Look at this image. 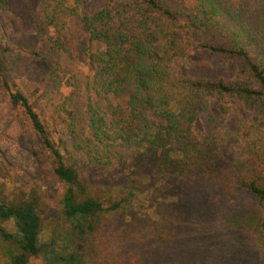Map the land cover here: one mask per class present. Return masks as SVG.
Returning <instances> with one entry per match:
<instances>
[{
  "label": "trees",
  "instance_id": "obj_1",
  "mask_svg": "<svg viewBox=\"0 0 264 264\" xmlns=\"http://www.w3.org/2000/svg\"><path fill=\"white\" fill-rule=\"evenodd\" d=\"M39 2L53 47L68 53L81 25L89 41L79 82L56 83L53 70V92L75 84L78 96L50 94L41 106L9 93L64 184L75 246L66 260L264 264V147L247 140L232 160L210 112L218 101L264 120V0H103L91 14L83 0ZM198 47L232 62L235 77L179 76ZM41 203L36 187L0 191V264L40 255Z\"/></svg>",
  "mask_w": 264,
  "mask_h": 264
},
{
  "label": "rangeland",
  "instance_id": "obj_2",
  "mask_svg": "<svg viewBox=\"0 0 264 264\" xmlns=\"http://www.w3.org/2000/svg\"><path fill=\"white\" fill-rule=\"evenodd\" d=\"M83 1L90 14L103 5V0ZM74 37L71 41L65 40L68 49L65 54L52 45V30L41 16L39 0H0V191L22 196L36 187L41 195L38 241L43 250L30 264H55L58 258L66 260L75 249L70 242L74 229L62 211L65 187L53 172L52 158L30 129L24 112L12 103L9 93L15 89L31 93V99L41 106L50 94L55 102L64 94L73 92L78 96L80 90L75 84L62 86L54 93L56 86L52 78L53 70L60 75L56 83L60 78L65 84L66 81L79 82L86 74L84 49H88L89 41L82 25L74 31ZM180 62L182 64L176 67L179 76L232 80L236 74L232 62L201 47L188 52ZM226 105L227 108L213 101L210 112L218 122L219 141L227 147L232 160L246 155L247 140L264 147V134L257 128L264 120L238 105ZM205 128L206 119L200 115L194 131L201 136ZM131 152L132 149L125 156ZM242 192L248 195L247 190ZM1 225L12 229L10 222Z\"/></svg>",
  "mask_w": 264,
  "mask_h": 264
},
{
  "label": "flooded vegetation",
  "instance_id": "obj_3",
  "mask_svg": "<svg viewBox=\"0 0 264 264\" xmlns=\"http://www.w3.org/2000/svg\"><path fill=\"white\" fill-rule=\"evenodd\" d=\"M53 255H52V259H53ZM55 261V259H53ZM55 264H70L67 260L63 259V258H58L57 263Z\"/></svg>",
  "mask_w": 264,
  "mask_h": 264
}]
</instances>
